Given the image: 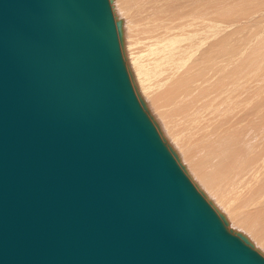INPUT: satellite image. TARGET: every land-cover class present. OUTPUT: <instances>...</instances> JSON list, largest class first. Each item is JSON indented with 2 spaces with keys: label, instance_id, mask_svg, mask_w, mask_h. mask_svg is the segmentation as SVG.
Wrapping results in <instances>:
<instances>
[{
  "label": "water",
  "instance_id": "water-1",
  "mask_svg": "<svg viewBox=\"0 0 264 264\" xmlns=\"http://www.w3.org/2000/svg\"><path fill=\"white\" fill-rule=\"evenodd\" d=\"M110 0H0V264H264L161 139Z\"/></svg>",
  "mask_w": 264,
  "mask_h": 264
},
{
  "label": "bare ground",
  "instance_id": "bare-ground-1",
  "mask_svg": "<svg viewBox=\"0 0 264 264\" xmlns=\"http://www.w3.org/2000/svg\"><path fill=\"white\" fill-rule=\"evenodd\" d=\"M139 101L226 229L264 256V0H110Z\"/></svg>",
  "mask_w": 264,
  "mask_h": 264
}]
</instances>
